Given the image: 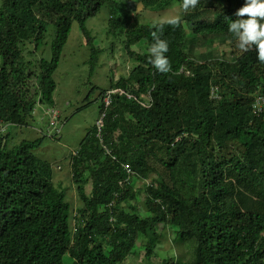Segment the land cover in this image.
<instances>
[{
	"label": "trees",
	"instance_id": "16d2710c",
	"mask_svg": "<svg viewBox=\"0 0 264 264\" xmlns=\"http://www.w3.org/2000/svg\"><path fill=\"white\" fill-rule=\"evenodd\" d=\"M175 2L183 0H0V118L10 124L0 135V264H66V255L71 264H125L139 242L150 258L161 225L193 245L186 261L166 257L162 264H264V110L255 107L264 64L254 46L238 53L228 32L245 0H199L182 9L179 26L163 31L153 27L160 22H142L143 12ZM103 9L112 47L120 44L131 67L108 87L92 84L74 112L99 103L100 116L65 157L82 201L74 208L53 163L37 150L62 138L61 111L51 121L55 73L74 22L91 72L109 50L88 27ZM153 32L169 44L167 73L149 63ZM119 88L124 92L111 93ZM37 106L52 110L46 128L13 142L12 127H29ZM104 112L109 152L98 137ZM142 192L146 216L139 213Z\"/></svg>",
	"mask_w": 264,
	"mask_h": 264
},
{
	"label": "rangeland",
	"instance_id": "374dc122",
	"mask_svg": "<svg viewBox=\"0 0 264 264\" xmlns=\"http://www.w3.org/2000/svg\"><path fill=\"white\" fill-rule=\"evenodd\" d=\"M182 7L180 3H173L169 7L161 11H145L141 16L144 23L147 22H161L169 17H180ZM88 27L96 36L95 43L97 46L108 48V52L99 56L100 61L95 65L93 72L90 70L89 49L82 42V32L77 22H74L72 32L70 34L67 45L64 49L59 67L55 73V78L58 83L55 92V100L58 107L52 113L51 109L38 107L35 110V118L29 127H12L13 142L19 143L23 139H35L42 133L41 128H46L48 124L47 113L51 114V121L55 120V114L61 111L64 122L61 124V140L48 138L45 143L37 150L38 154L50 160L55 168V182L62 184L63 187H68V198L73 204L74 208L81 205L82 201L79 198L77 189L72 180L71 173V159H66L69 151L79 146V143L84 138L90 125L100 116L99 103L94 102L89 108L74 114L77 107L81 106L87 95L91 91L92 84H97L102 87H108L119 78L121 75L129 72L131 63L125 62L124 49L120 44L115 43L112 47L113 40L108 35V10L103 9L98 15L92 17L88 21ZM44 46L41 45L38 53L42 54ZM47 49L45 51L47 52ZM235 50L241 54L236 44ZM227 51H230L229 48ZM2 63V56L0 55V64ZM126 63V64H125ZM120 91V90H118ZM123 91V89L121 90ZM97 96L94 94L92 98ZM67 118V119H66ZM61 121V120H60ZM52 126L49 130H52ZM54 132V131H53ZM53 134V133H50ZM57 137L59 135L57 134ZM195 172L198 167H194ZM156 174L152 173L151 177ZM148 179H136L134 187L140 188L146 183L150 182ZM88 189H91L88 186ZM139 198V213L141 216H146V208L144 206L145 193L138 194ZM125 204V203H124ZM253 203L249 200L245 203L246 208H250ZM129 210V208H128ZM164 229V236L162 237L160 245L156 248L154 256L148 258L146 249H144L142 242L137 247L138 252L129 255L125 264H162V260L166 257H175L176 260L186 261L190 253L193 251L192 243H184L177 238V234L171 226ZM66 264H71L72 259L69 255L65 257Z\"/></svg>",
	"mask_w": 264,
	"mask_h": 264
},
{
	"label": "clouds",
	"instance_id": "9594fccd",
	"mask_svg": "<svg viewBox=\"0 0 264 264\" xmlns=\"http://www.w3.org/2000/svg\"><path fill=\"white\" fill-rule=\"evenodd\" d=\"M198 3L199 0H183L181 7L187 11L189 8H196ZM235 16L238 18L228 24V32L238 42L237 46L240 50L248 51L254 46L257 52V60L264 64V0H245V4L237 9ZM179 24V17H169L159 24L153 25V27H158L163 31L164 25L176 27ZM168 51V42L153 32V42L148 45L147 53L150 57L149 63L160 73L170 71V62L165 55ZM118 90L122 89L111 91Z\"/></svg>",
	"mask_w": 264,
	"mask_h": 264
},
{
	"label": "built area",
	"instance_id": "2783aa9c",
	"mask_svg": "<svg viewBox=\"0 0 264 264\" xmlns=\"http://www.w3.org/2000/svg\"><path fill=\"white\" fill-rule=\"evenodd\" d=\"M113 91H111L112 93ZM120 92H122L120 90ZM111 103V99H110V96H107L105 98V106L108 107ZM255 107H256V110L259 111V112H262L264 110V94H259L256 95V103H255ZM105 112L102 113V116L101 118L97 121V124H98V137L100 138V142H102L103 144V136H102V133H101V130H102V126H103V118L105 117ZM57 114H55L54 118H56ZM53 124H56L55 120L52 121ZM9 126L10 124L9 123H6L4 122L1 118H0V135H4L7 133L8 129H9ZM57 130V133L58 135L60 136L61 135V128H56ZM104 148H106V146L103 144ZM106 151L109 152V149L106 148ZM126 169L127 171L130 173V174H134V171L132 170L130 164H122Z\"/></svg>",
	"mask_w": 264,
	"mask_h": 264
}]
</instances>
